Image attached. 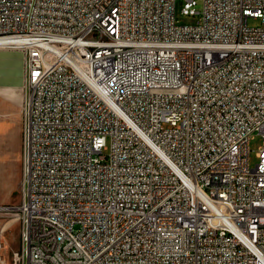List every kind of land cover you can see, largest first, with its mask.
I'll return each instance as SVG.
<instances>
[{
    "label": "built area",
    "instance_id": "obj_1",
    "mask_svg": "<svg viewBox=\"0 0 264 264\" xmlns=\"http://www.w3.org/2000/svg\"><path fill=\"white\" fill-rule=\"evenodd\" d=\"M181 1L195 23L177 0H0L23 54L16 263L264 264V0Z\"/></svg>",
    "mask_w": 264,
    "mask_h": 264
},
{
    "label": "rangeland",
    "instance_id": "obj_2",
    "mask_svg": "<svg viewBox=\"0 0 264 264\" xmlns=\"http://www.w3.org/2000/svg\"><path fill=\"white\" fill-rule=\"evenodd\" d=\"M182 9V1L177 0L176 2V14L179 22L181 24L185 23H195L197 21V17L185 15L181 12ZM197 9H202V3L199 2L197 5ZM249 23L251 25H257L260 23L259 19H250ZM0 51H8L12 53L14 56L15 68L13 70L14 65L11 64V68L9 72L0 71L2 78L1 81H7L10 75H13V72L17 74V80L19 83V93L24 94V82L22 80V58L23 54L20 50L17 49H3ZM6 68V67H5ZM4 69L2 65H0V70ZM8 70V69H7ZM12 70V72L10 71ZM6 78H4V77ZM5 126H2L3 131L6 133L11 131L13 128V120L8 118L5 120ZM263 144V137L259 133H255L250 140V162L251 165H255L258 162L257 152L260 146ZM10 158L9 146H3L0 149V163L7 164V161ZM22 176V172H21ZM21 176L20 181H16L15 179H11L8 176V171H5L2 175H0V206H17L22 198L21 191ZM0 240L2 241V248L0 254H2V258L4 259V264H18L16 263V252L20 248L21 244V219L18 212L14 209H0Z\"/></svg>",
    "mask_w": 264,
    "mask_h": 264
},
{
    "label": "crops",
    "instance_id": "obj_3",
    "mask_svg": "<svg viewBox=\"0 0 264 264\" xmlns=\"http://www.w3.org/2000/svg\"><path fill=\"white\" fill-rule=\"evenodd\" d=\"M6 49V47L0 46V50ZM15 59L12 53L8 51H0V65L4 69L0 71L9 72L11 64L15 68ZM6 67V68H5ZM8 69V70H7ZM22 80L24 82L23 71V58H22ZM2 71V72H3ZM12 72V70H10ZM15 72V71H14ZM13 72L7 78V81L0 80V149L3 146H9L10 158L7 164L0 163V175L5 171H8V176L11 179L20 181L21 176V150H22V104L24 94L19 93V83L17 80V74ZM4 77V76H3ZM2 78L0 72V79ZM6 78V77H4ZM11 118L13 120V128L9 132L3 131L5 126V120Z\"/></svg>",
    "mask_w": 264,
    "mask_h": 264
},
{
    "label": "bare ground",
    "instance_id": "obj_4",
    "mask_svg": "<svg viewBox=\"0 0 264 264\" xmlns=\"http://www.w3.org/2000/svg\"><path fill=\"white\" fill-rule=\"evenodd\" d=\"M4 43H6V40L0 39V46H2V47H3V45H2V44H4Z\"/></svg>",
    "mask_w": 264,
    "mask_h": 264
}]
</instances>
